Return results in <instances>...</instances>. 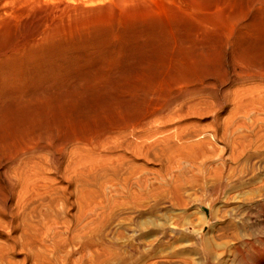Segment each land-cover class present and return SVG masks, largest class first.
<instances>
[{"label":"rangeland","instance_id":"rangeland-1","mask_svg":"<svg viewBox=\"0 0 264 264\" xmlns=\"http://www.w3.org/2000/svg\"><path fill=\"white\" fill-rule=\"evenodd\" d=\"M82 1V29L72 26L62 43L70 50L44 52L41 64L20 73L32 89L54 77L65 87L52 92L54 114L44 121L63 132L52 130L56 142L65 141L55 167L46 151L6 160L3 147L21 127L37 135L45 123L24 124L13 119L14 107L2 108L0 264H200L201 246L212 264L226 256L230 264L240 244L230 237L234 227L262 236L254 222L264 218L255 208L264 202V7L253 0ZM222 2L229 20L239 21L197 27ZM217 26L234 38L225 42ZM201 33L210 34L207 58L190 61L185 51ZM9 44L13 37L2 44L6 57L32 42Z\"/></svg>","mask_w":264,"mask_h":264},{"label":"bare ground","instance_id":"bare-ground-1","mask_svg":"<svg viewBox=\"0 0 264 264\" xmlns=\"http://www.w3.org/2000/svg\"><path fill=\"white\" fill-rule=\"evenodd\" d=\"M81 1L82 0H0V151L2 152V133H3V129L4 128V125L5 123H8L7 120L6 122H4L2 124V120H5V115H2V114H5V111L4 113H2V108H5L6 105L8 107H6L7 109L11 107H14L15 110H14V114L12 115L13 116V119L15 120H25L24 121V124L27 120V124L30 123L28 122L32 120V123L33 122H36V126L43 123L45 120H50L49 117H51L50 115H52V112L54 114V111L51 112V114H48L50 113V107H51V102H55L57 103L55 100L52 101V99L50 100L51 97H53L51 94L52 92H57V91H61L63 92V89L65 91V87H61L63 85L60 86V88L53 82L55 80V77H54V80L52 81H49L46 82V81H43V82H39L37 85H34L36 83H32V86H34L35 88H31L30 84L28 83L27 85V82H23L22 78H21V75L20 73H23L25 70L22 68L26 67H33L36 62H39V58L42 59V53L44 52H50L52 50L56 51L57 49L59 51H62L64 50L65 48L67 49L66 52L68 50H70L69 48L65 47L64 49H62L64 47V43L65 41H67V38H68V32L71 31V28L72 26H79V23H83L82 20L78 17L82 14H80V8L82 7V4H81ZM126 1V0H125ZM131 1V0H129ZM135 1V0H134ZM153 1V0H152ZM90 2V1H89ZM93 2V1H92ZM114 2H116L114 0ZM139 2V1H138ZM83 3V1H82ZM85 3V2H84ZM127 3V2H125ZM133 3V2H132ZM142 3V1H141ZM218 3V2H217ZM99 4V3H98ZM216 4V3H215ZM222 4V5H220ZM226 2H222V3H219L217 4V8H216V11L214 12V15H213V10L212 9H215V8H212V13L209 12L208 15L212 14L211 19L208 18V20L205 18L203 21L204 22H201L202 20H199L198 21V24H197V27H202L205 28V27H209L210 24L212 25H216L218 22H221L220 19L223 17L227 20H229L230 18V15H227L225 12L227 11L228 12V9L226 10ZM252 4L255 5V4H259L261 5L262 7H264V0H253L252 1ZM128 4H126L124 6V8H126ZM141 6H143L141 4ZM184 7V6H183ZM214 7V6H213ZM259 7V6H258ZM128 9L130 7H127ZM126 8V10H128ZM235 8V7H234ZM237 9V8H236ZM260 10V9H259ZM98 11V10H97ZM124 11V10H123ZM264 11V10H262ZM184 13V12H183ZM80 14V15H79ZM84 14V17L85 16V13ZM94 14V13H93ZM92 14V16H93ZM229 14V12H228ZM245 14V13H244ZM183 15V14H182ZM188 15V14H187ZM260 15V14H259ZM83 16V15H82ZM95 16V14H94ZM180 16V15H179ZM178 16V18H180ZM205 16V15H204ZM96 17V16H95ZM183 17V16H182ZM187 17V16H186ZM210 17V16H208ZM256 17V16H255ZM88 18V17H87ZM190 18V16H189ZM193 18V16H192ZM257 18V17H256ZM93 19V18H92ZM91 19V21H92ZM200 19V18H199ZM202 19V18H201ZM85 20V19H84ZM89 20V19H88ZM87 20V21H88ZM191 20V19H190ZM189 20V21H190ZM231 20H234V22H237L239 21V17H232ZM231 20H229L230 22L227 23L226 21L224 22L226 25L227 24H230L231 23ZM237 20V21H236ZM86 21V22H87ZM89 21V22H91ZM97 20H95L96 22ZM178 21V20H177ZM224 21V20H223ZM94 22V21H92ZM91 22V23H92ZM98 22V21H97ZM103 22V21H102ZM106 22V21H105ZM179 22V21H178ZM186 22V21H185ZM191 22V21H190ZM247 22V21H246ZM206 23H209V25L207 24V26H205ZM240 23V22H239ZM250 23V22H249ZM262 23V22H261ZM94 24V23H93ZM117 24V23H116ZM219 24H222L219 23ZM219 24H217L219 26ZM247 24V23H246ZM89 25V24H88ZM88 25H86L87 28ZM105 25V24H104ZM223 25V24H222ZM231 25V24H230ZM229 25V26H230ZM243 25V24H242ZM77 26V28H74V29H82V27L79 29ZM205 26V27H204ZM217 26V27H218ZM225 26V25H224ZM228 26V25H227ZM228 26V27H229ZM98 27V25L96 26ZM212 27V26H211ZM216 27V26H215ZM222 27V26H220ZM227 27V28H228ZM261 27V26H260ZM85 28V26H84ZM224 29V27H222ZM222 28H219L218 29H222ZM226 28V27H225ZM91 29V28H89ZM93 29V28H92ZM96 29V28H95ZM93 29V30H95ZM202 29V28H200ZM210 29V28H209ZM229 29V28H228ZM226 29V30H228ZM230 29H234V28H230ZM229 29V30H230ZM138 30V29H137ZM203 30V29H202ZM213 30V29H212ZM215 30V29H214ZM225 30V29H224ZM223 30V31H224ZM198 31V30H196ZM210 31V30H209ZM232 31V30H231ZM74 32H76L74 30ZM84 32V31H83ZM97 32V31H96ZM142 32V31H141ZM183 32V30H182ZM200 33V30L198 31ZM216 31H214L215 33ZM219 32V31H217ZM222 32V30H221ZM233 32V31H232ZM235 32V31H234ZM73 33V32H72ZM91 33V32H90ZM147 33V32H145ZM154 33V32H153ZM211 33V32H210ZM224 32H222V35H223ZM231 33V32H230ZM259 33V32H258ZM82 34V32H81ZM93 34V33H92ZM140 34V33H139ZM197 34V33H196ZM207 33H205L204 35L206 36ZM94 35V34H93ZM101 35V34H100ZM204 35H202V33L199 35H197L195 38V40H193L194 44H193V47L192 49H190L191 52H189L188 50L185 51L186 54H188V57L187 58H190V61H197V62H200L201 59H206L207 58V55H204L203 51L205 52V49L204 47H206L205 45V42L206 40L204 39ZM210 34H208L207 36H209ZM221 35V36H222ZM14 38L15 40V45H11L13 47H20L19 44L28 40V39H31V42L32 44L29 45V47H26L27 49L24 50L23 52H20V53H17L15 55H9L8 57L2 55V44H6V42H8V40L12 37ZM73 36V35H71ZM75 36V35H74ZM73 36V37H74ZM84 36V35H83ZM199 36V37H198ZM207 36L205 38H207ZM235 35L233 34H228V35H223L222 37H224V41H225V37L227 38H234ZM260 36V35H259ZM76 37V36H75ZM88 37L89 34H88ZM87 37V38H88ZM77 38V37H76ZM84 38V37H83ZM172 38V37H171ZM85 39V38H84ZM239 39V38H238ZM72 40V39H71ZM80 40V39H78ZM88 40V39H87ZM86 40V41H87ZM178 40V39H177ZM182 40V39H180ZM256 40V39H255ZM258 40V38H257ZM74 41V40H73ZM72 41V42H73ZM77 41V40H76ZM90 41V40H89ZM183 41V40H182ZM185 41V40H184ZM208 41V40H207ZM228 41V40H227ZM64 42V43H63ZM226 42V41H225ZM27 43H30L27 42ZM26 43V45H27ZM63 43V44H62ZM77 43V42H76ZM189 43V41L187 42ZM187 43H185V47L188 45ZM192 43V42H191ZM207 43V42H206ZM250 43V41H249ZM255 43V41H254ZM62 44V45H61ZM72 46L75 45V42L74 44L71 43ZM180 43H178L179 45ZM184 44V43H183ZM181 45V44H180ZM258 45V44H257ZM256 45V46H257ZM28 46V45H27ZM71 46V47H72ZM80 48H81V45H79ZM253 46V45H251ZM78 47V46H76ZM180 47V46H179ZM184 47V46H183ZM188 47V46H187ZM208 47V45H207ZM57 48V49H56ZM79 48V49H80ZM84 48V47H83ZM82 48V49H83ZM255 48V47H254ZM8 48L6 47L5 50H7ZM17 49V48H16ZM24 49V48H23ZM243 49V48H242ZM4 50V51H5ZM78 51V49H76ZM81 50V49H80ZM79 50V51H80ZM250 50V49H249ZM8 51V50H7ZM13 51V50H12ZM11 51V52H12ZM15 51V50H14ZM18 51H21V50H18ZM10 52V51H9ZM8 52V53H9ZM65 52V53H66ZM71 52V51H70ZM69 52V53H70ZM53 53V51H52ZM55 53V52H54ZM57 53V52H56ZM59 53V52H58ZM171 53V52H169ZM10 54V53H9ZM12 54V53H11ZM205 54H207V52H205ZM240 54V53H239ZM238 54V55H239ZM46 55V54H45ZM63 55V53L61 54ZM60 53H59V56L61 57ZM237 55V56H238ZM241 55V54H240ZM41 56V57H40ZM52 56V54H51ZM56 57V59L58 58L56 56V54L54 55ZM69 56V54L67 55ZM66 56V57H67ZM187 56V55H185ZM44 57V56H43ZM47 57V56H46ZM45 57V58H46ZM50 57V56H49ZM63 57L65 58L66 60V57H65V54L63 55ZM52 58V57H51ZM62 58V59H64ZM245 58V57H243ZM55 59V60H56ZM59 59V58H58ZM186 59V58H185ZM43 60V59H42ZM245 60V59H244ZM47 61V60H46ZM49 61V60H48ZM51 61V60H50ZM53 61V60H52ZM63 60L60 61V64ZM186 61V60H185ZM54 62V61H53ZM57 62V61H56ZM65 62V61H64ZM63 62V63H64ZM40 63V62H39ZM55 63V62H54ZM59 63V62H58ZM256 63V62H255ZM41 64V63H40ZM39 64V65H40ZM49 64V62H48ZM52 64V63H51ZM57 64V63H56ZM55 64V66H56ZM60 64L58 65L59 68H60ZM47 63L45 64L44 67H46ZM63 65V64H62ZM61 65V66H62ZM189 65V64H188ZM24 66V67H23ZM42 68H43V65H41ZM40 66V67H41ZM54 66V65H53ZM31 67V70L33 71ZM37 67H38V64H37ZM36 67V68H37ZM39 67V68H40ZM49 67V66H48ZM192 67V66H191ZM34 68V67H33ZM47 68V67H46ZM52 68H55V67H52ZM57 68V67H56ZM55 68V69H56ZM176 68V67H175ZM262 68V67H261ZM44 69V68H43ZM42 69V70H43ZM58 69V68H57ZM182 69V68H181ZM256 69V68H255ZM35 70V69H34ZM47 72H48V69H46ZM50 70V69H49ZM53 70V69H52ZM51 70V71H52ZM162 70V69H161ZM186 70V69H185ZM41 71V70H40ZM27 72V71H26ZM31 72V71H29ZM50 72V71H49ZM186 72V71H185ZM39 73V72H38ZM42 73V72H41ZM39 73V74H41ZM44 73V72H43ZM51 73V72H50ZM55 73H59L58 71L57 72H54L53 71V74ZM39 74H34L35 75H39ZM48 77H50L51 74L47 73ZM59 75V74H58ZM60 75H61V72H60ZM23 76V75H22ZM26 76V75H24ZM33 76V75H32ZM33 76V78H35ZM40 76V75H39ZM171 76V75H170ZM190 76V75H189ZM38 77V76H37ZM41 77V76H40ZM45 77H46V74H45ZM25 78V77H24ZM23 78V79H24ZM26 80H31L30 79V76L27 77ZM43 78V75L42 77ZM47 78V77H46ZM45 78V79H46ZM51 78V77H50ZM58 79V78H57ZM61 78L59 77V79L57 80V84L60 82ZM63 79V78H62ZM34 81V79H33ZM40 81V80H38ZM37 81V82H38ZM67 82V80H65ZM74 81V80H73ZM32 82V81H31ZM36 82V81H35ZM64 82V81H63ZM64 82V83H66ZM61 83V82H60ZM74 83V82H73ZM62 84V83H61ZM30 85V86H29ZM69 85V83H68ZM71 86V85H69ZM76 86H74L75 88ZM136 87V86H135ZM32 89L30 92H29V89ZM71 89V88H69ZM68 90V89H67ZM154 90V89H153ZM70 91V90H69ZM55 92V93H56ZM158 92V91H157ZM159 93V92H158ZM54 94V93H53ZM59 94V93H56V95ZM55 95V96H56ZM60 95V94H59ZM58 95V96H59ZM57 96V97H58ZM60 97V96H59ZM163 97V96H162ZM76 98V97H75ZM54 99V98H53ZM58 99V98H57ZM164 99V97H163ZM51 101V102H50ZM76 101V100H75ZM74 102V101H73ZM65 104V103H64ZM59 106V105H58ZM53 107V105H52ZM61 107V104L59 106V108ZM62 107L63 104H62ZM9 108V110H10ZM42 108L41 111H39V109ZM54 108V107H53ZM12 109V108H11ZM46 109V110H45ZM49 109V111H48ZM62 109V108H60ZM45 110V111H44ZM54 110V109H53ZM59 110V109H58ZM63 110V109H62ZM61 110V111H62ZM65 110V109H64ZM48 111V112H47ZM59 111L58 113L60 114ZM9 113V112H7ZM6 113V114H7ZM43 113V114H42ZM57 113V114H58ZM64 114V112H62ZM66 113V111H65ZM68 114V113H67ZM8 117L11 119V117L9 116L10 114H7ZM16 115V116H14ZM54 116V115H53ZM9 119V121H10ZM12 119V120H13ZM52 119H54V117H52ZM14 120V121H15ZM34 120V121H33ZM42 120V121H40ZM55 122V121H54ZM54 122H50L51 123V126ZM60 123V121H58ZM57 122V123H58ZM32 123L30 125H32ZM39 123V124H38ZM45 123V124H44ZM41 126H37L39 127V130H38V134L36 135L35 133L37 132L36 129H34L33 127L31 126H28V127H31V130L28 128V127H25L29 130H25L24 128L21 127V122L18 123L20 124L19 127H21V129H23L21 131V133L14 137V139L12 140V144L8 145V147H3V152H4V155L6 156V160H12V159H15L16 157H18L20 154H32V153H36V152H39V151H46L48 152L51 157H52V160H51V166L52 167H55L56 165V162H57V159H59L63 154H64V144H65V141H60V142H56L57 140L55 139V134L57 131L56 130H59V126L57 124V129L54 130V129H50L49 126L46 124L48 123L47 122H44ZM10 125H12L10 122H9ZM9 124H6V125H9ZM18 124H14V127L15 125H18ZM24 124H22L24 126ZM55 124V123H54ZM35 123H33L32 126H34ZM63 125V123L61 124ZM3 126V128H2ZM65 126V125H63ZM7 127V126H6ZM13 127V129H14ZM7 128L10 129V127L8 126ZM17 128V127H16ZM53 128V127H52ZM61 128V126H60ZM63 128V127H62ZM61 128V129H62ZM8 129V130H9ZM3 130V131H2ZM7 130V129H5ZM36 132H35V131ZM52 130L56 131V132H53ZM64 130V129H63ZM62 132V130H61ZM60 131L57 132L56 134H59L61 133ZM9 133V132H8ZM17 133V132H15ZM63 133V132H62ZM14 134V133H13ZM10 135V134H9ZM11 137V135H10ZM13 138V137H12ZM57 138V137H56ZM59 140V139H58ZM221 189V185H218L216 186L215 188H213V194H216L219 190ZM261 194H264V193H261ZM260 194V195H261ZM262 197V196H261ZM259 198V197H258ZM255 200V198L253 199ZM251 201V200H250ZM250 201H248L250 203ZM247 202V203H248ZM252 202V201H251ZM257 202V201H256ZM245 203V202H244ZM258 203V202H257ZM241 205V204H240ZM250 205V204H249ZM251 205H254V204H251ZM256 208V211L258 213V216H264V202H260L258 205L255 206ZM234 209V208H233ZM245 212V211H244ZM254 213V212H253ZM252 213V214H253ZM254 216V215H253ZM242 218V217H241ZM249 218V217H248ZM259 218V217H258ZM226 219V218H224ZM244 219V218H243ZM237 220V219H236ZM239 220V219H238ZM251 219H247V223H251L250 222ZM262 221H259L258 222H254V224H258V227L260 226L261 229H262V236H258V237H253V238H250L248 235H247V232L246 235L236 231V227H234V231L235 232L233 234H231V231L227 232L230 233V237H232L234 240H232V238H227V236H224V234L220 235V236H224L226 237L227 239H229L230 241L232 240L233 242L234 241H237L238 243L240 244H235V246L232 244V247L231 249L233 250H230L231 251V260H230V264H258V263H262L264 264V218L261 219ZM225 221V220H224ZM234 224V223H233ZM253 224V223H252ZM253 224V225H254ZM231 225V224H230ZM243 225H244V222H243ZM251 225V224H250ZM252 225V227H254ZM247 227V226H245ZM254 229V228H253ZM258 229V228H257ZM233 230V229H232ZM238 230V229H237ZM258 231V230H257ZM224 232V231H223ZM222 232V233H223ZM258 233H260L258 231ZM219 234V233H217ZM257 234V233H256ZM218 236V235H216ZM248 236V238H246ZM217 238V237H216ZM225 238V239H226ZM229 250V249H228ZM230 251L228 252L230 254ZM198 255L201 257H199L198 259H201L200 261V264H212V258L210 257V254L208 252V250L203 246L200 247L199 251H198ZM229 258V257H228ZM226 262H227V256H226V259H224ZM224 261V262H225ZM198 262V261H197ZM223 263V264H226ZM199 263V262H198ZM228 263V262H227Z\"/></svg>","mask_w":264,"mask_h":264}]
</instances>
